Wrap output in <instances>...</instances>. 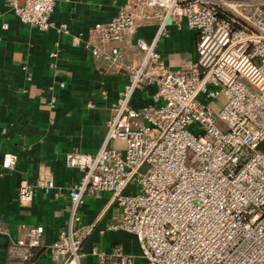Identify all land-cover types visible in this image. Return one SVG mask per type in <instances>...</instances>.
I'll use <instances>...</instances> for the list:
<instances>
[{
	"label": "built area",
	"instance_id": "1",
	"mask_svg": "<svg viewBox=\"0 0 264 264\" xmlns=\"http://www.w3.org/2000/svg\"><path fill=\"white\" fill-rule=\"evenodd\" d=\"M10 4L23 24L70 34L65 24L51 20L56 0ZM155 20L153 41H135L140 60L117 45L108 48ZM169 23L197 33L193 61L177 68L157 48ZM72 44L81 41L72 37ZM85 47L130 80L111 107L99 151L65 155L66 166L80 178L69 189V221L47 248L52 260L264 264V0H127L111 22L91 29ZM149 84L156 88L151 102L133 107L136 91ZM16 162L17 155L6 154L2 166ZM55 187L49 179L41 189L50 194ZM36 191L24 181L18 199L32 201ZM95 193L109 195L108 210H116L100 233L131 234L138 254L119 245L109 250L94 245L88 254L93 263L83 261L82 247L96 225H79L78 212L85 196ZM0 235L8 238L9 257L26 263L41 247L44 228L35 226L14 239L0 221Z\"/></svg>",
	"mask_w": 264,
	"mask_h": 264
},
{
	"label": "crops",
	"instance_id": "2",
	"mask_svg": "<svg viewBox=\"0 0 264 264\" xmlns=\"http://www.w3.org/2000/svg\"><path fill=\"white\" fill-rule=\"evenodd\" d=\"M126 2L56 0L51 20L56 26L65 24L70 31L66 35L23 24L10 0H0V221L14 239L26 237L27 229L35 226L44 228L41 247L26 263L9 257L8 238L0 235V264H56L47 248L69 221V189L80 178L77 170L66 166L65 155L74 150L99 151L108 131L111 107L130 80L128 74L112 71L85 44L91 29L111 22ZM157 30L158 21L144 23L135 36L108 48L117 45L140 60L142 53L135 41L150 43ZM72 37H78L81 45L74 46ZM196 42L195 31L169 23L168 36L157 48L166 64L177 68L193 61ZM155 89L149 84L137 90L132 106L149 104ZM112 145L123 146L118 141ZM6 154L17 155L13 168H3ZM49 179H54L56 187L45 194L41 186ZM24 181L37 187L32 201L18 199ZM108 207L107 194L85 196L78 212L82 218L79 225L95 224L96 228L82 247L87 255L83 261L93 263L88 254L94 245L104 250L119 245L127 253H136L131 234L100 233L116 217V210Z\"/></svg>",
	"mask_w": 264,
	"mask_h": 264
},
{
	"label": "rangeland",
	"instance_id": "3",
	"mask_svg": "<svg viewBox=\"0 0 264 264\" xmlns=\"http://www.w3.org/2000/svg\"><path fill=\"white\" fill-rule=\"evenodd\" d=\"M220 125H223L222 123H220ZM193 156V152L190 150V149H188V151H187V163L188 164H190V159H191V157ZM148 169V166L147 165H145V166H143L142 168H141V172L142 173H144V172H146V170ZM131 246L133 247V250H134V252H137L136 254H138V250H137V243L135 242V243H131Z\"/></svg>",
	"mask_w": 264,
	"mask_h": 264
}]
</instances>
